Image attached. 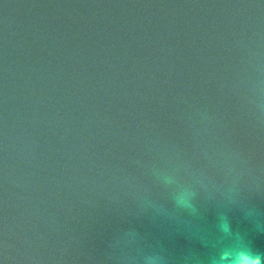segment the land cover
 Listing matches in <instances>:
<instances>
[{
    "label": "water",
    "instance_id": "95a60500",
    "mask_svg": "<svg viewBox=\"0 0 264 264\" xmlns=\"http://www.w3.org/2000/svg\"><path fill=\"white\" fill-rule=\"evenodd\" d=\"M253 252L262 0H0V264Z\"/></svg>",
    "mask_w": 264,
    "mask_h": 264
},
{
    "label": "clouds",
    "instance_id": "9594fccd",
    "mask_svg": "<svg viewBox=\"0 0 264 264\" xmlns=\"http://www.w3.org/2000/svg\"><path fill=\"white\" fill-rule=\"evenodd\" d=\"M235 264H264V253L253 252L246 254L240 260L236 261Z\"/></svg>",
    "mask_w": 264,
    "mask_h": 264
}]
</instances>
